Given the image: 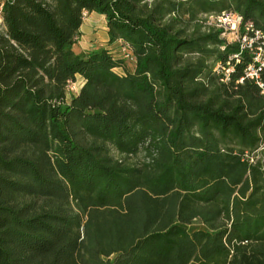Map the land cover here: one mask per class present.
<instances>
[{"label": "trees", "instance_id": "16d2710c", "mask_svg": "<svg viewBox=\"0 0 264 264\" xmlns=\"http://www.w3.org/2000/svg\"><path fill=\"white\" fill-rule=\"evenodd\" d=\"M85 12L107 43L76 52ZM222 12L264 36V0H3L0 264H264V92Z\"/></svg>", "mask_w": 264, "mask_h": 264}, {"label": "built area", "instance_id": "2783aa9c", "mask_svg": "<svg viewBox=\"0 0 264 264\" xmlns=\"http://www.w3.org/2000/svg\"><path fill=\"white\" fill-rule=\"evenodd\" d=\"M3 0H0V13L2 11ZM85 14V13H84ZM214 17L215 24L217 27L222 28L221 35L226 37V32L232 34V39L228 41H237L239 44V50L248 49L251 53V60L246 64L244 68V76L248 79L253 80L259 87L263 89V82L261 80V71L264 70V36L258 30H254L252 34H248L250 25L245 26L246 31L240 30L241 17L240 15L233 12H222ZM126 56V55H125ZM234 57H237L235 54ZM213 70L215 73L223 72L224 80L227 79L230 67H221L215 65ZM241 80V78L239 79ZM72 85H69L71 89Z\"/></svg>", "mask_w": 264, "mask_h": 264}, {"label": "rangeland", "instance_id": "374dc122", "mask_svg": "<svg viewBox=\"0 0 264 264\" xmlns=\"http://www.w3.org/2000/svg\"><path fill=\"white\" fill-rule=\"evenodd\" d=\"M210 21L215 22L214 17H208ZM226 38L231 40L232 34L226 32ZM107 43V35L105 32V20L104 17L96 12L85 15L82 26L80 27L78 37L74 44V49L77 52H84L97 46L105 45ZM114 52L118 54L120 50L119 46L113 48ZM124 53V51H122ZM127 66L132 69L134 66L133 59L127 57ZM71 91L76 92L81 85V80H76L71 83ZM197 221L189 225L190 228L198 226Z\"/></svg>", "mask_w": 264, "mask_h": 264}, {"label": "crops", "instance_id": "0c3cea01", "mask_svg": "<svg viewBox=\"0 0 264 264\" xmlns=\"http://www.w3.org/2000/svg\"><path fill=\"white\" fill-rule=\"evenodd\" d=\"M89 13H93V12H85V14L83 15V21H84V19H85V15L86 14H89ZM0 22H1V18H0ZM82 24H83V22H82ZM82 24H81V26H82ZM80 26V27H81ZM105 30H106V25H105ZM119 45V42H115V43H113V44H111V45H109V48H112V50H113V48L115 47V46H118ZM73 49H74V45H73ZM75 50V49H74ZM77 52V51H76Z\"/></svg>", "mask_w": 264, "mask_h": 264}]
</instances>
